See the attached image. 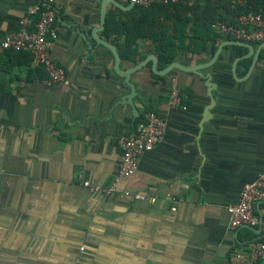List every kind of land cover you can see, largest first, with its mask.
Returning a JSON list of instances; mask_svg holds the SVG:
<instances>
[{
    "label": "crops",
    "instance_id": "crops-1",
    "mask_svg": "<svg viewBox=\"0 0 264 264\" xmlns=\"http://www.w3.org/2000/svg\"><path fill=\"white\" fill-rule=\"evenodd\" d=\"M36 1L0 0V45ZM117 1L54 0L59 37L50 56L67 84L46 85L31 55L0 49V264H247L235 255L264 231L232 229L227 207L264 173V42L248 43L250 51L201 25L206 5L231 16L247 0H183L163 12L153 31L178 47L166 75L151 37L120 55L126 37L106 31V19L124 27L138 14ZM102 5L98 36L116 48L118 67L91 36ZM171 78L186 110L169 105ZM150 111L166 121L161 141L116 193L91 192L83 182L114 181L118 138ZM254 213L264 219V205Z\"/></svg>",
    "mask_w": 264,
    "mask_h": 264
},
{
    "label": "built area",
    "instance_id": "built-area-1",
    "mask_svg": "<svg viewBox=\"0 0 264 264\" xmlns=\"http://www.w3.org/2000/svg\"><path fill=\"white\" fill-rule=\"evenodd\" d=\"M120 2H132L134 5L148 8L155 4L167 5L180 3L183 0H119ZM30 18L21 20L19 28L10 32L3 38L0 49L29 53L35 65L43 67L47 73L44 80L46 85L67 84L65 71L51 59L50 50L58 40L56 27L57 10L54 0H37L29 8ZM214 33L236 41L245 43L264 42V10L259 13H248L237 17L234 25L223 22H215L211 25ZM169 90V105L186 110L183 103V94L175 78H171ZM166 129V121L163 116L155 112L144 114L133 130L121 135L117 145L121 151L120 163L114 181L108 187L92 185L83 182L93 193H101L111 196L116 193L117 183L131 177L138 168L139 158L142 154L150 152L161 141ZM2 172L0 170V179ZM125 196H132L135 200H144L142 193L130 194L124 191ZM256 204L264 205V173L254 182L243 187L236 204L227 207L230 216V227L238 229L243 226L260 227L264 231V219L260 222L254 213ZM235 259L247 261V264H260L264 260V242L251 241L248 244L247 254L237 253Z\"/></svg>",
    "mask_w": 264,
    "mask_h": 264
},
{
    "label": "trees",
    "instance_id": "trees-1",
    "mask_svg": "<svg viewBox=\"0 0 264 264\" xmlns=\"http://www.w3.org/2000/svg\"><path fill=\"white\" fill-rule=\"evenodd\" d=\"M199 1V0H197ZM181 3V2H180ZM180 3L176 4H155L148 8H142L135 6L134 12L137 13L138 17L134 20L132 24L125 25L124 27L117 26L114 24L111 16L106 19V31L116 30L124 33L126 40L124 44L118 46L120 55L122 57H131L135 54V42L137 39L151 37L154 41L160 43L159 47V61L160 67L165 68L170 65L176 58V53L174 49H177V45L171 40L166 39L163 34H156L153 31V26L155 20L163 15L167 9L175 8ZM198 8V7H197ZM215 8L206 5L204 8V13L208 16L202 22L203 29L207 30L212 35H217L211 29V25L215 22H223L226 24L234 25L238 16L248 13H259L264 10V0H247L246 4L243 6H236L231 16H223L214 11ZM165 37V38H164ZM25 53V52H24ZM29 54V53H27ZM30 55V54H29ZM151 112V111H150ZM143 118L142 116L138 122ZM264 242L263 240H260Z\"/></svg>",
    "mask_w": 264,
    "mask_h": 264
},
{
    "label": "water",
    "instance_id": "water-1",
    "mask_svg": "<svg viewBox=\"0 0 264 264\" xmlns=\"http://www.w3.org/2000/svg\"><path fill=\"white\" fill-rule=\"evenodd\" d=\"M114 3H116L117 4V6L119 7L121 4L117 1V0H112ZM132 6L134 5L133 3L131 4ZM104 27H105V7H104V5H102V8H101V11H100V19H99V25H98V27H96L93 31H92V34H91V36H92V39L97 43V44H99V45H102V46H104V47H106V48H108L110 51H111V53H112V55H113V57H114V59H115V66H117L118 67V64H119V62H120V56H119V54H118V52H117V50H116V48L113 46V45H111V44H109L108 42H106L105 40H103V39H101L99 36H98V34L102 31V30H104ZM229 43L230 44H233V45H239V46H244V47H246V48H248V50H250V51H252V46L250 45V44H248V43H245V42H241V41H229ZM88 46H89V49L91 50V51H93L95 48H96V46H92V45H90V44H88ZM263 46H264V43H263ZM218 56V52H216V54L214 55V57L212 58V60H211V64H213L214 63V61L216 60V57ZM153 62H154V60H153ZM254 63V62H253ZM178 64L177 63H172V64H170L169 66H167L165 69H163L161 72H162V74L161 75H166V74H168L172 69H174V68H176V66H177ZM137 67V66H136ZM135 67V71L136 70H138L137 68ZM155 67H156V64H155V66L153 65V67H152V71H154L155 70ZM115 70V72H117L116 71V68L114 69ZM195 70H197V69H195ZM188 71H190V72H195V71H193V69L192 70H188ZM134 72V71H133ZM160 72V71H159ZM132 73V72H131ZM118 74V73H117ZM120 76H122L123 78H124V83H125V85L126 86H128V88L130 89V95H132V97H131V101L133 100V98L136 96V92H135V89H134V87L130 84V82H129V77H128V73L127 72H124V74H119ZM209 78V77H208ZM130 98H129V96L126 98V100H129ZM131 107L135 110L136 108H135V106H134V104H133V102H131ZM136 111V110H135ZM262 217H260L259 218V220H260V222H262ZM243 227H246V228H249V229H252V227H250V226H243ZM259 230L261 231V228L259 227Z\"/></svg>",
    "mask_w": 264,
    "mask_h": 264
}]
</instances>
